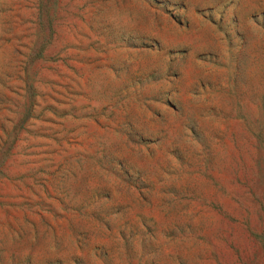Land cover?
Returning a JSON list of instances; mask_svg holds the SVG:
<instances>
[{
    "label": "rangeland",
    "instance_id": "1",
    "mask_svg": "<svg viewBox=\"0 0 264 264\" xmlns=\"http://www.w3.org/2000/svg\"><path fill=\"white\" fill-rule=\"evenodd\" d=\"M0 264H264V0H0Z\"/></svg>",
    "mask_w": 264,
    "mask_h": 264
}]
</instances>
